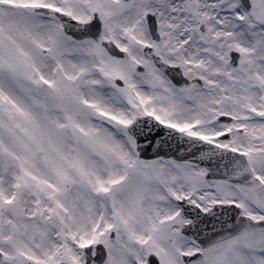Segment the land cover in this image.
Wrapping results in <instances>:
<instances>
[{
    "label": "snow or ice",
    "instance_id": "snow-or-ice-1",
    "mask_svg": "<svg viewBox=\"0 0 264 264\" xmlns=\"http://www.w3.org/2000/svg\"><path fill=\"white\" fill-rule=\"evenodd\" d=\"M0 264H264V0H0Z\"/></svg>",
    "mask_w": 264,
    "mask_h": 264
}]
</instances>
